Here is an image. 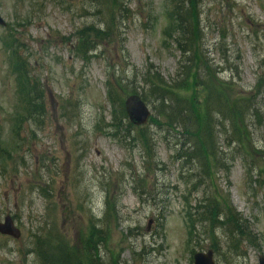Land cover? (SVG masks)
<instances>
[{
    "label": "rangeland",
    "instance_id": "rangeland-1",
    "mask_svg": "<svg viewBox=\"0 0 264 264\" xmlns=\"http://www.w3.org/2000/svg\"><path fill=\"white\" fill-rule=\"evenodd\" d=\"M167 2L153 0L152 9L145 2L130 4L132 19L130 12L126 27L110 29L109 37L99 41L101 53L93 57L82 50V28L96 21L83 9L88 0L63 5L0 0L5 22L0 24V221L11 214L22 232L19 238L0 232V264H43V258L50 264H77L72 255L89 264L85 240L101 231L96 227L102 223L106 239L99 250L109 262L104 264H118L117 254L122 264H194L193 254L212 246L216 264H259L258 255L264 254V174L258 167L264 164V123L247 121L258 150L250 137L244 147L259 153L235 154L229 172L210 168L197 187L199 176L194 183L189 168L176 158L173 136L166 145L163 131L151 124L157 139L152 148L157 146L147 150L145 125L131 127L120 106L110 102V89L116 101L128 97L118 72L126 65L125 54L136 68L152 67L168 79L182 71L181 51L175 36L168 35L174 23L166 14ZM203 4L210 56L224 67L227 61L233 64L220 74L237 84L234 92L250 91L264 70V0ZM5 43L28 65L29 82L33 77L43 91L23 94L25 102L34 100L35 115L42 118L27 117L24 104L18 108V83L25 77L11 72ZM190 88L184 96L192 95ZM259 98L264 112V90ZM220 141L223 148L231 143ZM195 172L204 175L201 168ZM214 195L228 219H247L256 243L241 240L231 227L229 232L226 217L201 223L189 216L190 211L199 216V203ZM135 249L143 252L136 259Z\"/></svg>",
    "mask_w": 264,
    "mask_h": 264
},
{
    "label": "trees",
    "instance_id": "trees-1",
    "mask_svg": "<svg viewBox=\"0 0 264 264\" xmlns=\"http://www.w3.org/2000/svg\"><path fill=\"white\" fill-rule=\"evenodd\" d=\"M220 1L229 5H233L234 2L237 3V0ZM58 2L63 5L67 0H58ZM135 2H145L150 9L153 7V0H88L89 7L83 6V9L90 12L96 21L86 25L81 31L84 41L82 50L85 56L96 57L101 53L98 51L100 48L99 41L107 35L109 37L110 29L120 30L123 26L126 27V22L130 19V12L131 19L134 15L129 5L131 4L133 7ZM203 3L204 0H168L167 2L168 17L171 16L174 23V30L168 35L169 37L175 36L176 47L179 48L183 57L180 64L184 62L182 71H177L173 78L164 77L162 73L153 70L152 67H148L144 71L136 68L128 60L126 54L123 55L126 65L118 69L120 81L124 84L128 95L139 93L146 102L152 105L155 112L150 122L144 126L146 140L143 143L146 144L147 150L153 152L157 146L155 144L152 148L157 139L154 137V132L149 129L151 124H154L163 131L164 135L161 140L165 141L166 145L171 139L170 136H173L172 144H176V158L182 161L183 166L189 168L191 173L189 177L194 183L196 177L199 176L197 181L200 184L197 187L201 186L203 178L209 173L210 168H225L229 172L230 166L235 160V154L252 155V150L255 151L254 147L256 146L251 138L252 126L248 127L247 121L251 118L253 121H260V124L264 123V112L260 106L259 98L264 90V70L259 74L250 91L238 89L234 92L237 84L232 80L223 78L220 74L221 70L230 72L233 64L229 61H227L228 67L220 65L221 63L217 64L206 47V31L208 29L202 25ZM152 13L153 10H150V13L146 14L150 17L153 15ZM90 29L93 33L89 32ZM224 30L221 33H225ZM121 49L122 53H127L124 46ZM88 56L87 58H89ZM14 58L16 60L14 70L25 77L18 83V92L22 97L23 108L27 112V116L33 117L35 116L34 111H36L35 106L33 107L34 100L31 102L28 99L25 102L23 94L25 91L29 94L34 91L36 95L43 91L37 88L38 82L33 77L30 78L36 85L29 82L27 78L30 76L28 65L15 51ZM24 82L29 83V89ZM188 87L192 88H190L192 95L184 96ZM178 93L183 96L178 95ZM109 95L112 105L118 104L124 117L128 118L124 103H122L123 99L116 101L111 89ZM131 127L136 128L137 126L131 123ZM138 128L142 129L143 127ZM222 137L225 138V142L231 140L226 148H223L220 141ZM249 137L253 148L251 146L244 147V142L246 139L250 140ZM132 138L136 143L139 142L134 131H131V140ZM170 146L172 147V145ZM223 153H226V157H223ZM255 153H259V151ZM154 160L157 161L158 158L154 157ZM210 160L213 161L212 164ZM258 167L264 174V164L258 165ZM198 168L202 169L204 175H197L195 170ZM217 202L216 195L205 198L203 202L199 203L202 206L199 216L191 211L189 216L199 218L201 223L212 220L222 221L223 217H226L229 232L231 227L235 233H239L243 237L241 240L254 243L255 236L245 219L241 217L228 219V214L222 212ZM109 204L110 198L107 196L106 205L109 207ZM96 229L101 231H93L85 240V252L89 254V264L109 263L103 258L99 250V246L102 243L105 244L106 236L103 237L102 234L106 229L105 223H102V228L98 225ZM241 240L237 241V245L232 244V246L238 248ZM142 253L135 249L133 257L136 259ZM69 259L76 261L77 264H83L80 256L72 255ZM114 259L118 264H122L120 254L114 256ZM43 264H50V262L43 258Z\"/></svg>",
    "mask_w": 264,
    "mask_h": 264
},
{
    "label": "water",
    "instance_id": "water-1",
    "mask_svg": "<svg viewBox=\"0 0 264 264\" xmlns=\"http://www.w3.org/2000/svg\"><path fill=\"white\" fill-rule=\"evenodd\" d=\"M0 23H4L1 17ZM126 110L130 119L137 125L145 124L151 114L148 105L138 95H132L126 100ZM0 231L20 236V231L14 226L11 216H7L5 222L0 223ZM259 263L264 264V255L259 256ZM195 264H214L213 251L196 253Z\"/></svg>",
    "mask_w": 264,
    "mask_h": 264
}]
</instances>
